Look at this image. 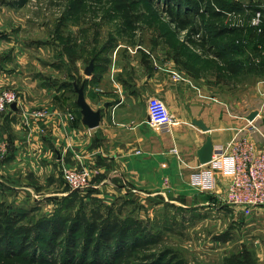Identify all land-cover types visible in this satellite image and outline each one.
I'll return each mask as SVG.
<instances>
[{
  "label": "crops",
  "instance_id": "obj_1",
  "mask_svg": "<svg viewBox=\"0 0 264 264\" xmlns=\"http://www.w3.org/2000/svg\"><path fill=\"white\" fill-rule=\"evenodd\" d=\"M239 1L246 12L264 3ZM3 36L7 38L6 33ZM123 44L119 42L110 49L111 60L103 62L95 78L94 72L80 76L86 101L93 110L100 111L98 125L90 128L79 105L73 104L72 80L57 82L39 73L29 74L18 60V48L14 47L12 54H3V48L12 46L0 41V89H14L20 96L17 109L11 105L0 114V151L8 153L0 164L2 188L66 195L68 184L63 169L90 167L97 170L90 188L101 196H117L136 188L147 192L181 190L186 185L224 196L233 178L229 149L232 140L247 137L258 149H264L260 75H255L257 82L252 90L234 101L226 84L218 93L220 87L215 82L196 80L167 65L156 68L149 62L147 73L145 61L144 65L132 61L134 56H129ZM53 66H49L50 71L58 68L57 64ZM175 72L181 76L179 79ZM74 76V72L66 75L68 79ZM154 97L166 102L173 117V124L165 130L151 123L148 102ZM34 109H45L48 116L38 122L28 112ZM253 112L256 116L251 120ZM209 140L213 144L212 159L201 163L198 153ZM16 177L22 183L15 184ZM238 208L249 214L246 217L260 211V236L220 237L225 245L214 241L217 253L209 255L219 261L224 255L221 248H228L230 253L250 245L264 264V205Z\"/></svg>",
  "mask_w": 264,
  "mask_h": 264
},
{
  "label": "rangeland",
  "instance_id": "obj_2",
  "mask_svg": "<svg viewBox=\"0 0 264 264\" xmlns=\"http://www.w3.org/2000/svg\"><path fill=\"white\" fill-rule=\"evenodd\" d=\"M14 1L0 0V41L12 46L3 48L2 53L9 55L8 52L14 53V47L18 48V60L31 75L39 73L40 77L57 82L72 80L71 87L80 88V76L85 75V68L94 59L91 56L97 47L106 45L112 49L121 42L129 56H134L130 58H134L132 61L139 60L142 65L145 61L147 73L149 62L156 68L167 65L196 80L215 82L220 87L218 93L224 91L226 84L234 101L246 96L257 82L254 74L238 64L237 60L245 57V50L231 53L230 47L223 48L225 43H232L234 39L249 44L257 39L258 32L232 26L228 15L223 12L219 19L210 16V11L204 10L206 7L215 11L227 10L217 4L218 0H203L200 12L194 15L195 22L202 24L203 31L199 34L178 28L167 11L166 0H25L22 6L13 5ZM213 18L215 21H212ZM212 23L238 30L215 38L212 37L215 32ZM4 33L7 38H4ZM205 34L209 36L203 38ZM128 47L133 48L134 53ZM106 57L111 60V54H106ZM123 57L127 55L123 54ZM26 61L36 64L30 68L29 63L25 65ZM103 62L102 65H105ZM53 64L58 65L56 71L49 70ZM70 72L75 74L72 79L66 77ZM133 74L136 76V69ZM72 96L73 104L78 105L76 88ZM260 109L263 111L260 126L264 128V75L260 76ZM7 154V151H0V164ZM78 169L91 171L92 184L97 170L90 167ZM16 178L13 180L15 184L22 183L19 177ZM66 189V195L35 194L32 191H10L0 186V209L3 211L0 213V236H4L0 237V242L11 236L8 230H3L8 224L5 221L7 216L19 228L18 234L14 235L15 246H18L25 236L34 241L38 233L37 224L42 219L67 218L68 225L80 216L85 224L92 220L93 212L99 210L104 215L100 220L101 228L119 221L131 228L132 235L159 239L158 245L173 248L189 264H236L241 260L247 264H260L257 250L250 245L237 247L230 253L228 248H225L226 251L221 248L224 255L219 261L209 255L217 253L214 241L222 243L223 236H260V211L255 210L256 213L246 217L249 214H244V209L226 203V193L224 196L220 192L204 193L186 185L181 190L153 192L128 189L124 194L108 197L96 192L83 201L77 198L64 202L63 197L73 190L79 191L80 195L88 191L70 186ZM48 234L45 232L41 236ZM7 247L4 242L0 250L7 251Z\"/></svg>",
  "mask_w": 264,
  "mask_h": 264
},
{
  "label": "trees",
  "instance_id": "obj_3",
  "mask_svg": "<svg viewBox=\"0 0 264 264\" xmlns=\"http://www.w3.org/2000/svg\"><path fill=\"white\" fill-rule=\"evenodd\" d=\"M166 1L168 3L167 11L179 29H189L193 34L202 33V24L195 22L194 15L200 12L203 0ZM24 3L25 0H16L13 5L22 6ZM217 4L229 10H241L242 13L247 11L243 10L244 7L239 0H218ZM257 8H253V10ZM204 10L210 11V16L217 19L223 14L207 7ZM252 13L254 11L247 12V18H250ZM214 18L212 21H215ZM213 27H215V32L212 37L215 38L236 33L238 30V27L230 28L227 25L213 24ZM262 28L264 29V25ZM249 29L258 32L254 27H249ZM208 36L205 34L203 38ZM256 38L249 44L242 42L243 40L234 39L232 43H225L223 49L226 50L230 47L231 53L238 49L245 50V57L242 60H237L238 64L244 66L247 72L261 76L264 75V31L258 32ZM110 49L111 46L106 45L101 48L97 47L91 56L95 61L94 78L97 76L99 68L102 67V61L109 62V58L104 57ZM94 191L90 188L86 194L80 195L79 191L73 190L69 195L64 196L63 200L65 202V200L81 198L83 201L86 196L93 195ZM98 206L101 205L98 204ZM0 213H3L1 209ZM103 216L102 212L96 210L93 212L91 221L84 224L78 216L68 225L67 218L64 220L54 218L52 221L49 218L42 219L37 224L38 233L35 235L34 241L29 239L30 236H25L18 246H15L14 238L16 236L14 235L18 234L19 228L15 226V222L11 220L10 216H7L5 221L8 224L4 226L3 230H8L11 236L2 240V243L0 242V245L4 242L8 244L7 251L0 250V264H189L173 248L158 245L159 239L132 235L131 228H127L128 226L119 221L101 228L100 220L103 219ZM1 230L2 227H0ZM45 232L49 233V236H41ZM153 246L154 248H152ZM236 264H247V262L241 260Z\"/></svg>",
  "mask_w": 264,
  "mask_h": 264
},
{
  "label": "built area",
  "instance_id": "obj_4",
  "mask_svg": "<svg viewBox=\"0 0 264 264\" xmlns=\"http://www.w3.org/2000/svg\"><path fill=\"white\" fill-rule=\"evenodd\" d=\"M228 15L230 24L236 27H254L258 32L264 31V3L259 5L254 13L247 18L245 13L236 10H220ZM264 53V52H263ZM175 78L181 76L175 72ZM18 92L10 88L0 89V114L7 111L13 103L18 104ZM38 122L48 116L45 109L28 110ZM148 113L151 123L162 130L173 124V117L166 102L159 98H151L148 102ZM71 118L74 114L69 113ZM232 160L233 178L225 195L226 203L249 209L264 205V149H258L256 144L247 137H236L229 145ZM91 171L88 169L64 168L63 179L73 189L87 190L90 184Z\"/></svg>",
  "mask_w": 264,
  "mask_h": 264
},
{
  "label": "water",
  "instance_id": "obj_5",
  "mask_svg": "<svg viewBox=\"0 0 264 264\" xmlns=\"http://www.w3.org/2000/svg\"><path fill=\"white\" fill-rule=\"evenodd\" d=\"M95 68V61L92 59L89 63V65L85 68V74L88 76H91L94 72ZM76 90L78 91V105L81 108L82 114L84 116V121L85 123L90 127L94 128L98 125L99 120H100V111L98 110H93L92 107L88 104V102L85 99V92H84V86L75 87ZM12 107L14 109H17V104L13 103ZM256 116V112H253L250 116V119L253 120V118ZM204 129H207L205 125H202ZM212 153H213V144L209 140L203 148L199 151V158L201 163H207L211 161L212 159ZM216 202V201H215Z\"/></svg>",
  "mask_w": 264,
  "mask_h": 264
}]
</instances>
